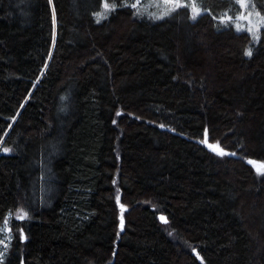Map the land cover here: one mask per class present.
<instances>
[{
  "label": "trees",
  "instance_id": "16d2710c",
  "mask_svg": "<svg viewBox=\"0 0 264 264\" xmlns=\"http://www.w3.org/2000/svg\"><path fill=\"white\" fill-rule=\"evenodd\" d=\"M200 3L0 0L4 264H264V28Z\"/></svg>",
  "mask_w": 264,
  "mask_h": 264
},
{
  "label": "rangeland",
  "instance_id": "374dc122",
  "mask_svg": "<svg viewBox=\"0 0 264 264\" xmlns=\"http://www.w3.org/2000/svg\"><path fill=\"white\" fill-rule=\"evenodd\" d=\"M235 6L215 16L219 26L232 27L237 32H246L252 37L253 43L257 44L260 39V32L264 28V14L260 12L254 0H234ZM108 7H105V5ZM121 7H131L136 15L146 17L152 21H161L169 18L178 9L187 7L190 9L191 18L198 19L201 15L210 12L204 8L200 0H125L121 4L110 3L104 0V8L96 14L99 20L110 17L112 12ZM251 55L253 54L252 50ZM248 51V52H249ZM248 55V56H251ZM211 149L220 155L229 154L224 151L218 144H213ZM262 166H258L261 168ZM261 173V171H258ZM11 223L10 217L3 227L2 253L0 264H4L8 256L11 245Z\"/></svg>",
  "mask_w": 264,
  "mask_h": 264
},
{
  "label": "snow or ice",
  "instance_id": "6c2138e0",
  "mask_svg": "<svg viewBox=\"0 0 264 264\" xmlns=\"http://www.w3.org/2000/svg\"><path fill=\"white\" fill-rule=\"evenodd\" d=\"M105 7H108V5L106 4ZM247 54H248V55H251V51H249ZM257 170H258V171H264V167L258 168ZM162 219H163V218H162Z\"/></svg>",
  "mask_w": 264,
  "mask_h": 264
}]
</instances>
